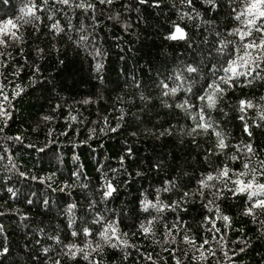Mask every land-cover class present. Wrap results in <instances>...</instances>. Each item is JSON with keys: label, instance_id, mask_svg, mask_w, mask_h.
Returning a JSON list of instances; mask_svg holds the SVG:
<instances>
[{"label": "trees", "instance_id": "1", "mask_svg": "<svg viewBox=\"0 0 264 264\" xmlns=\"http://www.w3.org/2000/svg\"><path fill=\"white\" fill-rule=\"evenodd\" d=\"M87 2L93 8L85 12L49 0L39 21L20 29L19 42L0 48V85L11 101L5 104L10 118H0V264H89L82 254L64 255L63 246L99 241L94 214L116 221L133 246L92 252L89 259L99 264H264V214L246 215L247 197L234 196L220 181L203 189L199 183L225 166L241 171L247 157L236 152L237 145L252 144L257 166L264 160V70L241 77L216 109L206 111L228 148L221 152L211 131H192L201 107L197 97L226 59L217 50L238 42L228 35L239 26L232 12L238 3L216 0L213 8L205 0ZM26 3L0 0V19L19 16ZM193 9L199 17L181 19L185 12L194 15ZM56 21L60 33L51 29ZM174 23L187 40L166 39ZM96 49L101 55L94 58ZM189 66L197 72L188 73ZM161 81L183 86L165 96ZM186 100L187 110L177 106ZM241 100L255 107L242 114ZM234 154L236 161L230 159ZM106 180L117 191L102 201ZM157 200L176 207L143 210L145 201ZM149 221L151 233L145 235L140 225ZM84 228L93 235L86 239ZM73 230L80 235L73 237Z\"/></svg>", "mask_w": 264, "mask_h": 264}, {"label": "snow or ice", "instance_id": "2", "mask_svg": "<svg viewBox=\"0 0 264 264\" xmlns=\"http://www.w3.org/2000/svg\"><path fill=\"white\" fill-rule=\"evenodd\" d=\"M100 2L111 4L113 0H100ZM139 2L143 4L146 3L147 0H139ZM182 2L188 5L192 4V0H182ZM205 2L213 8L216 7V0H205ZM54 3L68 8L74 7L82 9L85 12L93 8V5L88 3L87 0H54ZM231 3H238L239 5L238 7L232 8V12L234 14L233 18L238 22L239 26L233 28L228 35L238 37V42H224L222 43L221 48L217 50L220 53H226V59L220 68L214 70V78L207 84L206 88L203 90V94L197 97V99L201 102V107L197 115L193 117V119L196 120V127L192 130L193 132H197L198 130H202L206 133L209 131L213 132L217 138V147L221 150V152L228 148L229 145L226 143L223 134L216 131V127L211 121V118H206V111L216 109L218 102L223 99L227 90L233 88L235 83L241 77H252L253 73L258 76V70H264V68H262V65H264V0H231ZM48 4L49 0H40V3H37V0H27L26 6L20 8L19 16H16L14 19H0V48H7L10 41L19 42L22 39L20 29L23 25L34 24L36 21H39L41 18L38 13L48 10ZM192 11L194 15L185 12L182 14L181 19L187 17L189 20H192L200 16V13L195 12V9ZM52 18L53 17L49 15L48 19L52 20ZM51 29L56 33H60L63 30L59 21L52 23ZM86 39L87 37L85 36L80 37L81 42L86 41ZM166 39L172 41L187 40L188 34L179 24L174 23L173 29ZM229 44H233L234 47L230 52H226ZM4 54V52H0V56H3ZM100 55L101 53L99 49H96L94 58L99 57ZM102 67V63L97 61L95 71L100 72ZM186 71L188 73H195L197 72V69L189 66L186 68ZM175 79L182 80V74H177ZM182 86L183 85L181 83L175 87H169L168 83L164 81L160 82V87L164 90L163 95L165 96L175 95ZM188 91H190V88ZM14 95H20V91H16ZM0 97H2V100H0V118H4L6 122V120L10 118L11 114L7 111L5 104L10 105L11 101L9 100V97L4 91V87L2 85H0ZM87 102L88 101H85V103ZM177 106L185 110H187L188 107H191L187 100L183 104ZM253 107H255V105H253L251 101L241 100L239 102L238 110L243 114L247 109H251ZM44 119L47 120L50 119V117H45ZM71 119L75 120L76 117L73 116ZM120 119H123V116H121ZM240 119L244 120L245 116L241 115ZM260 119L264 120V110H261L260 112ZM244 130L249 136H251L247 123H245ZM2 131L3 129L0 128V132ZM111 131H116V129L113 128ZM16 139H19V137H16ZM235 147L237 153H243L247 157V159L242 162V170L233 171L225 166L218 170L215 176L208 174L204 179H202L199 182L201 189L214 187L215 185L209 183L213 180L220 181L234 196L244 195L247 197L250 204L245 211L246 215L255 217L257 214L256 210H259L260 213L264 214V182H261V180L264 179V160L258 161V166L252 162L255 150L253 149L251 143L243 146L237 145ZM230 159L236 161L239 159V156L234 154L230 157ZM229 185H231V187H229ZM101 191V200L107 201L108 198H110L113 193L117 191V189L111 181L106 180L102 185ZM219 191L220 190H218V192ZM185 195H187V193H185ZM75 207L76 206L74 204L70 205L67 210L70 216L69 227H71L74 222L72 213ZM90 207H92V205H90ZM150 207L156 209V211L160 213L163 212L165 208H175L176 205H163L158 200L155 204L150 201H145L143 203L144 211H148ZM216 212L219 213L218 207L216 208ZM219 218L225 221L229 219L227 216ZM92 222L94 224L101 225V229L98 232L99 241L93 244L92 240L87 239L88 237H91L93 233L89 228H84L83 235L87 239V242L83 245V247L75 243L64 245L63 247L67 250L64 252V255L69 256L71 259H75L78 254H82L83 259L88 260L89 264H99V262L89 259L92 252H100L103 250L104 246L112 248L133 247L132 245H129L128 240L125 238L127 234L119 232L116 221L106 220L104 216L94 214ZM152 223L153 221H149L146 225L141 224V232L145 235L150 234ZM210 223L212 224V227L209 228V231H212L215 228V223L214 221H210ZM216 231H218V229H216ZM71 235L73 237H77L80 233L73 230ZM167 235H171V229L168 230ZM50 239H53L57 244L61 243L59 237H50ZM188 242L195 247L194 241L189 240ZM205 243H208V241H205ZM196 250L199 251L200 249L197 248ZM48 251L49 249H44L45 253ZM149 259H151V257H149ZM53 264H60V261L55 260ZM177 264H179V261H177Z\"/></svg>", "mask_w": 264, "mask_h": 264}]
</instances>
